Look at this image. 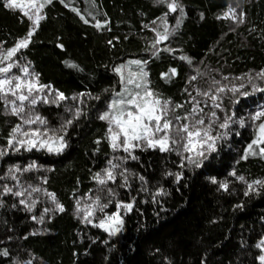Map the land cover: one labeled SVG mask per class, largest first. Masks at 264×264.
Instances as JSON below:
<instances>
[{
    "label": "trees",
    "instance_id": "trees-1",
    "mask_svg": "<svg viewBox=\"0 0 264 264\" xmlns=\"http://www.w3.org/2000/svg\"><path fill=\"white\" fill-rule=\"evenodd\" d=\"M178 2L183 14L169 13L157 0H52L44 9L46 18L28 47L17 53L18 62L38 74L40 83L69 98L59 107L38 106L49 127H59L70 117L65 105L80 108L83 115L68 128V146L61 154L34 150L0 161V174L10 164L23 167L34 161L38 170L25 173L22 182L55 193L64 207L63 212L49 211L40 223L33 216L43 215L45 207H55L46 196L34 194L40 203L32 211L19 203L20 198L0 197V252H8L0 255V264L29 260L32 264H260L262 253L256 244L264 239V188L257 186L245 195L247 183L237 177L243 176L248 183L264 180V158H241L254 138L250 117L264 110V92H252L249 85L242 89L251 93L248 96L221 94L224 111L216 110L221 121L234 112L245 125L233 123L200 167L187 163L180 167V156L158 149H137V159L116 161L114 157L127 154L113 152L106 139L107 124L98 119L113 94L122 90L114 69L123 65L137 70L134 61L146 62L144 70L153 90L173 104L183 105L176 115H184L192 107L185 89L195 95V89L212 87L213 80L247 85L248 74L264 71V0ZM6 3L0 0V49L4 50L14 47L32 27L19 11L5 7ZM229 8L235 11L237 22L221 18ZM165 14L169 38L153 49L156 32L164 30L160 18ZM156 51L158 55H154ZM71 64L77 67H69ZM170 69L176 75L162 78ZM193 75L197 80L190 82ZM254 82L264 86V81ZM81 93L85 94L80 97L83 104L72 99ZM18 122L0 104V145ZM215 131L225 130L216 127ZM110 161L122 164L117 172L128 171L129 186H119L120 176L116 183L108 184L115 196L105 211H115L116 201L134 200L132 211L123 216L122 231L115 236L82 222L76 213L78 200L83 205L89 196L107 198L94 176L110 167ZM169 172L182 174L179 183ZM232 172L236 175H230ZM213 178L217 183L211 182ZM5 182L14 183L0 184ZM221 182L228 183L227 191L220 187ZM161 189L166 194L155 195Z\"/></svg>",
    "mask_w": 264,
    "mask_h": 264
},
{
    "label": "snow or ice",
    "instance_id": "snow-or-ice-1",
    "mask_svg": "<svg viewBox=\"0 0 264 264\" xmlns=\"http://www.w3.org/2000/svg\"><path fill=\"white\" fill-rule=\"evenodd\" d=\"M158 3L164 4L169 13L179 11L183 14V8L178 0H157ZM52 3V0H7L5 7L19 11L24 17L31 22V29L27 35L20 39L14 47L10 49H0V104L3 105V111L18 119L9 130L6 137V143L0 145V161L5 157L12 155H22L25 152L31 153L35 151H44L49 154H61L68 146L65 137L68 128L75 120H78L83 112L78 107L65 105V111L70 113V117L63 120L59 127H49L46 118L38 112L39 105H55L61 106V103L68 100L62 92L51 89L50 85L40 83L38 74L30 70L28 65L18 62L17 53L21 49L28 47L31 37L39 28L41 21L46 16L44 9ZM69 5L65 3V7ZM85 23L88 20L81 15L76 9L72 8ZM95 17H93L94 19ZM182 18V17H181ZM223 19H233L237 22L236 13L232 8L224 14ZM163 32L157 31V39L152 44V48L156 49L157 45L169 38L170 31L167 26V14L160 18ZM153 23H156L153 21ZM180 20H177L179 26ZM97 27H101L97 22ZM171 51L170 49H165ZM158 51L154 55H158ZM188 60L187 57H180ZM137 70H132L130 66L116 67L114 71L120 77L122 90L115 92L113 98L108 103L107 109L98 116V119L105 121L107 124L106 139L113 152L122 151L127 157H114L116 161H122L127 158L137 159L135 151L137 149H158L160 152H175L181 157L180 167H184L185 163L200 167L203 159L207 155L216 151L217 141L224 139L227 130L233 123H239L241 127L245 125L244 119H237L235 113L226 114L221 121L216 110L224 111L222 107V95L232 93L235 96L240 93L242 96H248L251 93L242 91L246 86H251L252 92H264V86L256 84L254 81H264V71L256 73L255 76L248 74L247 85L241 83L239 86L235 84H222L220 81L213 80L212 87L208 90L195 89V95L185 89L191 97L189 103L192 104L190 110L184 115H176L178 109L182 108V104H173L170 99H164L161 95L150 87L148 73L144 70L145 63L141 61L132 62ZM188 63H191L188 60ZM69 67H77L74 64ZM16 70V71H14ZM127 73V74H125ZM176 75L175 69H170L168 73L162 74V78L171 79ZM224 80H229L225 76ZM236 80L243 81L245 77H236ZM197 80V75L190 78V82ZM85 94L81 93L79 97H72L73 100H79L84 103L80 97ZM89 95V98H92ZM201 97L202 99H197ZM99 99V97H95ZM239 103V100L234 101ZM203 104V106H201ZM209 108L210 111H205ZM255 130L254 138L246 146L242 159L249 156H259L264 158V110H258L250 117ZM259 121V123H255ZM225 130L216 132L215 128ZM215 132V134H213ZM99 143V141H97ZM110 167L106 168L103 173H96L94 180L100 186V191L107 193V198L102 199L100 195L95 197L89 196L88 201L81 205L77 201L76 213L82 222L90 224L92 227L99 228L106 232L109 236H115L122 231L124 225L123 216L132 211L134 200L132 202H115V211L108 213L105 210L113 203L115 192L112 188L107 187L109 183H116L117 176L122 177L120 187H128V171L126 169L117 172L118 168H122L121 163L109 162ZM38 170L34 161L26 166L19 163L10 164L0 174V181H13L10 186L8 183L0 184V197L11 195L20 198L19 203L24 205L29 211H32L40 200L34 195L40 193L46 196L55 206L54 209L48 207L43 208V215L36 217L34 220L43 223L44 215L49 211H64V207L57 200L55 193L48 192L39 184H31L22 182L25 173ZM175 175L176 182L182 179L181 173H171ZM235 176V172L230 173ZM143 180V177H140ZM241 182L247 183V191L245 195L256 190V187L264 188V180L257 179L248 183L243 176L237 177ZM212 183H217L213 178ZM43 183H47L44 179ZM220 187L227 191L228 183L221 182ZM163 189L155 193V195H165ZM0 206L3 201L0 199ZM97 213L101 215L97 216ZM82 214V215H81ZM95 221V222H94ZM35 234V233H33ZM260 249L261 255L258 257L260 264H264V239L256 244ZM0 255L7 256L8 252H0ZM25 264H32L31 260Z\"/></svg>",
    "mask_w": 264,
    "mask_h": 264
}]
</instances>
